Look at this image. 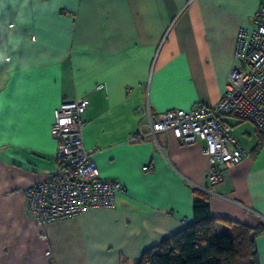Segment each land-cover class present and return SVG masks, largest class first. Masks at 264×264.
<instances>
[{
    "label": "crops",
    "instance_id": "1",
    "mask_svg": "<svg viewBox=\"0 0 264 264\" xmlns=\"http://www.w3.org/2000/svg\"><path fill=\"white\" fill-rule=\"evenodd\" d=\"M264 0H0V264H134L144 250L190 224L192 198L210 214L262 226L264 133L222 118L246 152L215 194L205 184L201 141L148 134L151 113L210 106L225 90L239 27ZM85 96L82 142L101 178L118 181L112 207L39 224L23 187L56 166L53 111ZM144 133L137 136L139 131ZM221 226L216 223L217 229Z\"/></svg>",
    "mask_w": 264,
    "mask_h": 264
},
{
    "label": "built area",
    "instance_id": "2",
    "mask_svg": "<svg viewBox=\"0 0 264 264\" xmlns=\"http://www.w3.org/2000/svg\"><path fill=\"white\" fill-rule=\"evenodd\" d=\"M232 57L225 90L213 105L170 108L155 114L147 104L136 108L149 135L155 137L162 131L183 144L201 141L208 162L201 188L212 195H217L216 188L224 178L221 167H230L246 155L222 116L249 119L264 132V3L254 11L250 24L239 27ZM86 106L87 98L81 96L61 101L53 111L55 169L22 189L27 208L39 224L69 217L86 207H112L116 193L122 190L118 181L101 178L94 150L82 142ZM142 136L140 130L135 137Z\"/></svg>",
    "mask_w": 264,
    "mask_h": 264
},
{
    "label": "trees",
    "instance_id": "3",
    "mask_svg": "<svg viewBox=\"0 0 264 264\" xmlns=\"http://www.w3.org/2000/svg\"><path fill=\"white\" fill-rule=\"evenodd\" d=\"M192 213L190 224L144 250L134 264H260L255 239L261 225L212 216L207 195L199 190L192 198Z\"/></svg>",
    "mask_w": 264,
    "mask_h": 264
}]
</instances>
